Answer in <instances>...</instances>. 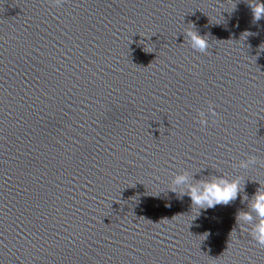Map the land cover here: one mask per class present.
Listing matches in <instances>:
<instances>
[{
    "label": "water",
    "instance_id": "obj_1",
    "mask_svg": "<svg viewBox=\"0 0 264 264\" xmlns=\"http://www.w3.org/2000/svg\"><path fill=\"white\" fill-rule=\"evenodd\" d=\"M248 3L0 0V264H264L236 223L264 188ZM180 172L241 189L199 214L170 190Z\"/></svg>",
    "mask_w": 264,
    "mask_h": 264
},
{
    "label": "clouds",
    "instance_id": "obj_2",
    "mask_svg": "<svg viewBox=\"0 0 264 264\" xmlns=\"http://www.w3.org/2000/svg\"><path fill=\"white\" fill-rule=\"evenodd\" d=\"M62 2L63 0H51L54 6H59ZM248 6L252 11L254 23L264 18V0H249ZM245 33L250 35L249 32ZM184 36L186 38V43L192 50L199 53H205L208 50L209 41L206 35H200L194 27L187 28L184 32ZM260 47L261 50H264L262 45ZM209 111H212L211 106H209ZM200 115L201 119L199 123L201 126H204L207 124V120L203 118V112H201ZM213 115H215L214 112ZM255 162L256 158L250 157L242 166L247 167L248 164H254ZM171 185L172 187L170 190L174 193L179 190L181 197L187 195L190 198L192 208H197L200 214L202 210L207 211V209L214 208L220 204L227 205L232 200L237 199L241 189V180L239 177L227 179L221 175L192 184L189 183L187 172H180L172 177ZM198 217L199 215L195 217L193 221ZM236 223L240 231L248 232L252 240H254L258 246L264 248V188H258L253 194L247 211H239L237 213ZM207 233L208 237L210 233ZM230 235L234 241L237 237V231L233 230Z\"/></svg>",
    "mask_w": 264,
    "mask_h": 264
}]
</instances>
